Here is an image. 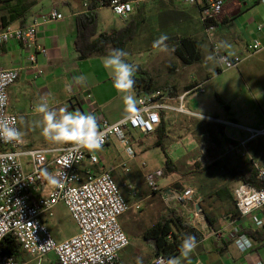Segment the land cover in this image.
<instances>
[{
	"label": "crops",
	"instance_id": "crops-1",
	"mask_svg": "<svg viewBox=\"0 0 264 264\" xmlns=\"http://www.w3.org/2000/svg\"><path fill=\"white\" fill-rule=\"evenodd\" d=\"M127 1L133 2L132 11L126 17L119 16L121 21L118 22L111 31L98 27L99 11L107 6H102L100 3L96 5L94 8L96 21L95 36L101 32H112L121 28L132 15L140 14V16H142L141 23L136 33L146 21L145 15L147 14L158 13L173 15L179 18L176 19L175 22L179 29L183 31L180 34L185 37H190L199 43L200 60L197 63L188 65L189 67H194V70L190 68V83L187 81L189 83L188 85L198 80V83L203 88L202 83L214 78V75H218L217 77H219L222 72H225L227 75L233 74V76H227V82L222 79L224 82L223 87L214 88L215 90L213 93L217 95L223 92V94H225L226 92L224 91L233 89V91H236V94H239L244 91L238 88L236 76L244 80V76L252 78L254 74L258 72L260 77H258L256 81L260 84V87H258L259 92L264 94V3H262L261 0H224L221 15L214 25L213 30L210 32H206L199 21V10L205 0H197V4L191 5V9L187 7L186 9L182 4V0ZM91 3V0H0V29L4 28L3 24L6 23L9 27H17L27 25L31 23L33 19L39 21L40 15L52 8L63 16L59 20L39 23L37 26L36 42L47 50L46 56L41 54L36 55L37 67L42 71L40 75H37L35 70L27 65L25 60L26 51L18 42L11 41L0 46V69L20 67L17 80L8 87L7 92V109L15 113L17 118L20 116L33 118L37 115H43L35 110V106L45 101L49 104L50 108L57 111L58 115L60 114L59 109L67 107L69 110H79L86 114L90 113L95 116L96 121L105 119L108 122H116L129 113L130 109H126L124 106L123 96L126 94H133L137 97V95L133 89L130 90V93L118 92L109 82L110 79L108 80V78L111 77L101 63L105 54L100 55L95 53L86 59H79L78 54L74 50V42L78 31V17L80 18L81 15L89 12L88 5ZM258 26L261 28L257 29ZM135 36L133 38H135ZM252 40H258L262 49L257 53L248 54L246 45ZM128 43L129 42L126 43L124 50ZM213 44H217L228 54L240 55L242 61L236 68L223 69L218 65L213 54ZM188 85L183 87L187 88L186 86ZM168 87L170 92L173 88L172 92L174 94L168 93L173 97L192 88L179 91L174 85L168 84ZM165 91L169 92L168 90ZM203 92L204 89L202 92L197 93ZM197 93L187 95L186 98L189 97V99L185 98V105L191 102ZM216 101L222 104L225 118L219 116L216 110H212L209 104L205 105L202 102L197 105L194 103V109H188L186 107L190 112L197 114L192 115L196 117V121L197 118L207 120L210 117L205 116L213 115V117H211L213 120L209 119L208 121H214L211 123L217 122V126L220 125L223 128V138L226 142L224 150L221 153L213 154L207 149L206 156L208 161H210V159L224 158L227 163L234 164L238 155L241 157L246 156L243 152L245 151L250 153H248L247 156L252 157L256 164L263 165L264 145L262 143H251L259 137H264V134H252L247 129L262 130L264 129V125L260 128H253L239 124L235 121V115L228 101L222 100L221 97H216ZM160 115L161 120L165 124V134L169 137L171 134V127L176 125L179 121L178 117L186 114L163 110L160 112ZM224 125L231 128L243 129L248 132V135L242 137L243 133L237 131L235 132L236 135H230L228 129ZM134 131L140 135H144L137 130H130L129 135L131 136ZM152 133H154V131ZM225 139L232 141V143H228ZM27 140L28 141L25 142L23 140L24 145L34 148L60 147L65 144L53 143L43 136L35 140ZM241 142H244L245 147H247V145L249 146L245 148L244 145H240ZM113 143L121 146L119 140L116 137H112L105 147L96 151L99 163L91 166L88 160L85 159L81 165V169L90 167L94 172L109 170L112 177L113 175L117 176L120 181L119 185L121 186L123 182L127 183V177L123 170H118L120 163L115 165L109 161V157L102 153L105 151V148L111 147ZM170 147L171 145L166 149V152L171 158ZM241 149H243V151H241ZM216 171L222 172L219 170ZM233 182L235 181L233 180ZM237 184L238 183L235 182L233 188H235ZM222 187L231 195V201L219 199L221 201H226L227 204L229 203L228 208H225L224 218L211 212V206L207 207V210L204 211L213 220L214 228L223 230L222 238L209 236L205 239L196 240V247L188 258L181 257L179 251L170 259L168 264H173L175 259H179L181 264H195L197 261H201L204 264H255L257 260H261L264 263V229L255 228L249 219L241 218L240 216L233 220L231 217V211L235 209L234 203L232 202L233 189L231 190V187L222 185L214 191L220 192ZM127 196L128 197H125V199L129 203H134L132 202L133 200L130 202V198H134L137 195L135 194V196H133L128 191ZM210 197L213 198V196ZM203 200L204 198L201 199V201ZM57 205H59V203L54 207ZM61 207L66 210L63 204ZM126 213L120 216V225ZM189 216V214H187V216L182 215L181 218L189 223ZM232 222L239 224L241 233L250 238L251 245L248 249H238L234 241L228 238V232L232 228ZM46 225L53 234V224L46 220ZM248 231H256L255 238L250 237V235L246 233ZM143 232L140 236L138 235L139 241H135V237L131 234H127L129 238V245L127 247L134 248L125 255L122 251L126 247L120 252V264L136 263L137 261L134 255L140 254L141 248L148 249L152 253L153 247L148 241L143 239ZM63 239L65 238H58L56 241H61ZM46 259L44 264H52L53 261L56 263L55 256L54 259Z\"/></svg>",
	"mask_w": 264,
	"mask_h": 264
},
{
	"label": "built area",
	"instance_id": "built-area-1",
	"mask_svg": "<svg viewBox=\"0 0 264 264\" xmlns=\"http://www.w3.org/2000/svg\"><path fill=\"white\" fill-rule=\"evenodd\" d=\"M184 3L196 5L197 0H182ZM264 3V0H261ZM132 1L109 0L107 7L120 17H126L132 11ZM224 0H205L199 10V21L206 32L213 30L223 8ZM63 16L54 8L40 15L39 21L27 25L0 29V46L11 41L18 42L26 51V63L42 73L37 67L36 55L46 56L47 50L36 42L39 23H48L61 19ZM261 27L258 26L257 29ZM262 49L258 40L246 45L248 54ZM217 63L223 69L236 68L242 61L237 54H228L217 44L212 45ZM20 67L0 69V125L20 131L17 115L8 111V87L18 78ZM200 84L182 94L173 97L165 90H155L149 94L137 95L135 110L116 122L105 119L96 121L98 132L102 134L105 147L112 137H116L126 154L134 157L133 138L130 130H137L146 135L158 126L163 110L197 115L190 112L185 105L189 94L202 92ZM252 134L263 133L262 130L247 129ZM21 132V131H20ZM0 144V264H44L47 255L53 253L59 264H120L119 254L129 245V238L122 229L119 218L131 209L139 210L138 201L129 203L121 193V187L130 189L125 182L120 186L109 170L94 172L87 167L81 169L85 159L89 165L99 163L96 150L76 149L67 143L60 147L34 148L19 139ZM241 146L244 142L240 143ZM100 148V149H101ZM66 161L70 163L66 164ZM256 175L264 181V164L254 163ZM162 175L161 170L144 176L148 189L161 195L170 210L182 216L189 214V224L199 233L201 239L209 236L222 238L223 230L209 225L199 206L201 195L193 188L177 190L174 188L160 189L155 178ZM49 176H55L58 183L53 185ZM135 196V192H130ZM234 207L240 217L249 219L258 229H264V188H255L238 183L233 190ZM62 203L76 226V232L56 241L46 225L47 218L52 216V209ZM199 208H196V206ZM180 216V217H181ZM188 223V222H187ZM228 238L233 240L237 248L246 250L250 247V238L241 233L240 226L232 222ZM11 237L18 242L21 251L28 257L19 261L4 252L5 238ZM162 255L152 258L150 264H168ZM195 264H204L197 261ZM255 264H264L257 260Z\"/></svg>",
	"mask_w": 264,
	"mask_h": 264
},
{
	"label": "rangeland",
	"instance_id": "rangeland-1",
	"mask_svg": "<svg viewBox=\"0 0 264 264\" xmlns=\"http://www.w3.org/2000/svg\"><path fill=\"white\" fill-rule=\"evenodd\" d=\"M182 4L185 8L191 9L192 7L191 4L184 3L183 1ZM145 18L146 21L136 33L135 38L128 41L129 43L124 50L127 56L123 59L130 64L139 65L148 69L154 84L160 86L168 84L174 85L179 91L187 90L198 85V80L188 85L190 83V68L194 70V67L183 64L174 52V48L178 46L177 37L182 36L180 33L183 32L175 22L179 18L173 15L158 13L147 14ZM120 21L119 16L115 15L110 7H104L99 11L97 25L100 29L104 28L111 31ZM161 34H166L168 39L163 44L156 45L155 41ZM109 51L110 49L108 48L104 54L106 55ZM217 76L214 75V78L202 83L204 92L197 93L192 100L190 99L191 102L186 107L188 109H194V103L197 105L202 102L205 105L209 104L212 110H216L219 116L225 118L222 104L216 101V97H221L222 100L228 101L235 115V121L239 124L253 128L262 127L264 125V94L259 92L258 87H260V84L256 81L260 77L259 73H255L252 78L244 76V80L236 76L238 88L244 92L236 94V91L230 89L224 91L226 92L225 94L218 92V96L213 93L214 88H222L224 85L222 79L227 82V76H233V74L227 75L225 72H222L219 77ZM108 80L112 84V78H108ZM185 85H188L186 86L187 88L183 87ZM186 99H189V97ZM205 117H210L209 119L213 120L211 118L213 115ZM195 118L192 115H181V117H178L179 121L170 129V136H166L161 141L165 151L171 145L169 150L171 151V160L174 163L176 172H165V155L160 146L153 145V141L156 140L155 132L147 135H140L135 131L132 132L131 136L134 139L132 143L135 153L134 157L130 158L123 147L114 143L102 152L115 165L120 163L118 170H123L127 177V184L131 188H121L122 195L128 197V191H133L137 195L134 198H130V202L132 200V202L138 201L140 209L129 210L123 216V221L121 222L122 229L126 234H131L135 237V241H139L141 233L159 219L166 210H170L162 200L161 195L159 193H152L145 183L144 176L156 170L162 171V175L155 178V182L160 189H166L168 187L175 189L177 187V189L183 190L186 187H194L193 189L198 191V193L205 195L204 200L199 205L203 212L207 210V207L211 206V212L222 218L225 216V208H228L229 203L227 204L226 201L219 200L214 194L213 198L209 197L210 195L208 196V194L213 193L215 189L222 185L229 186L231 190H234L235 182L228 175L224 174V172H217L215 169L200 171V169L209 163L206 156L207 149L213 154L221 153L224 150L226 142L219 135L217 122L211 123L214 121H208L209 119L202 118H197L196 121ZM41 119L42 115H37L33 118L28 116L18 117L24 142L28 141L27 139L35 140L41 138L42 135L40 134L39 128H35V122ZM225 127L228 129L230 135H236V131L243 133L242 137L248 135V132L243 129ZM256 143H262L264 145V137L253 140L251 144ZM243 152L246 156L249 153ZM197 163L198 167L196 166ZM113 178L118 184L120 183L117 176L113 175ZM61 205L62 203H59V205L54 207L52 209V216L47 218V222H51L54 226L52 235L55 240L58 238H67L76 231L71 217L66 210L62 209ZM132 248L126 247L122 253L125 255ZM22 257L25 260L28 259L23 252ZM134 257L137 262L133 264H149V261L154 255L148 249L141 248V253L134 255ZM47 258L54 259V254L49 253ZM52 264H54V261Z\"/></svg>",
	"mask_w": 264,
	"mask_h": 264
},
{
	"label": "trees",
	"instance_id": "trees-1",
	"mask_svg": "<svg viewBox=\"0 0 264 264\" xmlns=\"http://www.w3.org/2000/svg\"><path fill=\"white\" fill-rule=\"evenodd\" d=\"M91 2L92 3L88 5L89 12L81 15L80 18L78 17V31L74 42V50L78 54V58L86 59L95 53L104 55L108 48L110 50L122 49L124 51L126 43L135 36L139 24L141 23L142 16H140V14L132 15L131 18L121 28L112 32H101L95 36L96 21L94 8L99 3L102 6H108L109 0H91ZM5 26H7V23L3 24V27ZM177 43L178 46L174 48V52L177 54L178 58L183 62V64L191 65L199 62V43L197 41L190 37L179 36L177 37ZM132 65L137 69L134 73L135 84L132 88L136 95L144 93L149 94L155 90L162 89L169 91L168 85L160 86L153 83L152 76L148 69L139 65ZM172 90L168 93L174 94ZM218 128L219 135L223 137V128L220 125H218ZM154 132L156 135V140L153 142V145L160 146L162 152L165 155V172H176L174 163L165 151L164 145L161 142L162 139L167 136L165 134V124L162 120H160ZM225 140L228 143H232V141L227 139ZM3 149V145L0 144V151ZM254 163L255 161L252 157H241L239 155L237 156L236 162L234 164L227 163L224 158L210 159L207 166L202 167L200 171H206L209 169L219 170L226 173L236 183H243L255 188H264V181L257 178ZM196 166L198 167V163ZM175 189H177V187H175ZM177 190L181 189L178 188ZM213 194L218 199H226L231 201V195L229 192L225 191L224 187L221 188L220 192L213 191V193H209L208 196H213ZM204 197L205 195L201 196L202 199ZM203 214L209 222V225L213 227V220L206 212H203ZM239 216L240 214L237 212V210L233 209L231 211V217L233 220ZM246 233H248L250 237L255 238L256 231H248ZM185 236H193L196 240L201 239L200 233L173 210H166V212L161 215L160 218L157 219L151 226L146 228L142 234L143 239L152 245V253L154 257L157 255H162L166 260H170L176 253L180 251L178 246ZM4 241L5 253L12 255L19 261H25L24 257H22V251L17 241L8 236ZM54 264L59 263L56 261Z\"/></svg>",
	"mask_w": 264,
	"mask_h": 264
},
{
	"label": "clouds",
	"instance_id": "clouds-1",
	"mask_svg": "<svg viewBox=\"0 0 264 264\" xmlns=\"http://www.w3.org/2000/svg\"><path fill=\"white\" fill-rule=\"evenodd\" d=\"M168 39L166 34H161L155 41L156 45L163 44ZM127 53L122 49H112L102 60V66L112 78L113 87L121 93H130L135 84L134 73L136 68L123 59ZM123 102L126 109L135 110L137 104L136 97L133 94L123 96ZM38 113L43 114L42 119L35 122V128H39L40 134L47 140L64 144L70 143L76 149L96 150L103 145L102 134L98 132L96 118L90 113H83L79 110H69L67 107L59 109V115L55 109L49 107L45 102L38 103L35 106ZM22 133L7 124L0 125V140L10 142L19 139ZM70 161H66V164ZM50 182L55 185L58 180L55 176H49ZM257 225L264 221L257 220ZM197 244L195 237L187 236L179 244L180 256L188 258ZM173 264H181L179 259H175Z\"/></svg>",
	"mask_w": 264,
	"mask_h": 264
},
{
	"label": "water",
	"instance_id": "water-1",
	"mask_svg": "<svg viewBox=\"0 0 264 264\" xmlns=\"http://www.w3.org/2000/svg\"><path fill=\"white\" fill-rule=\"evenodd\" d=\"M196 208H199V206L197 205Z\"/></svg>",
	"mask_w": 264,
	"mask_h": 264
}]
</instances>
